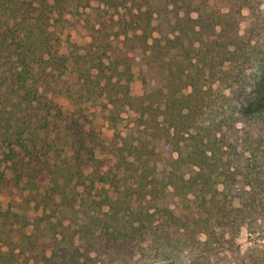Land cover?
<instances>
[{"label": "trees", "instance_id": "obj_1", "mask_svg": "<svg viewBox=\"0 0 264 264\" xmlns=\"http://www.w3.org/2000/svg\"><path fill=\"white\" fill-rule=\"evenodd\" d=\"M77 2L0 0V167L26 192L0 201V264H264L234 241L264 235V0H99L66 53L55 23ZM46 89L132 124L112 144L72 120V154L52 161L26 128ZM45 112L41 129L60 115Z\"/></svg>", "mask_w": 264, "mask_h": 264}, {"label": "rangeland", "instance_id": "obj_2", "mask_svg": "<svg viewBox=\"0 0 264 264\" xmlns=\"http://www.w3.org/2000/svg\"><path fill=\"white\" fill-rule=\"evenodd\" d=\"M12 1H16L15 4L11 3ZM78 7L72 8L69 12H67L62 18L58 19L55 23V29L58 34H60L63 50L66 53H71L72 51H76L77 53H82V47L84 46L86 40L88 39L86 36V30L84 28V19L88 13L96 12V7L99 5V0H76ZM204 1V0H197ZM208 4H213L215 7H219L220 9H225L224 5L226 4V0H207ZM17 2L20 0H10L11 6L16 7H24L19 6ZM264 8V6H261ZM196 14L192 12V16L194 17ZM247 12H242V14L238 15L240 19V31L245 30L248 24L251 21V16L246 17ZM250 15V14H249ZM248 15V16H249ZM0 14L1 23L3 25L7 23H14V19H4ZM160 21H164L163 19H159ZM158 22V21H157ZM117 47H121V43H116ZM118 51V48H116ZM143 68V64L139 59V56H136V62L132 66V78L130 82V93L134 96L140 95L143 91V85L140 77V71ZM42 99L41 106L43 110H38V105L29 104L30 107L26 109L28 123L26 124V128L28 131H36L38 135V141L40 140V135L47 133L49 135L48 139L50 142H54V146L52 147V154L50 160H54L55 158L58 160L69 159L72 154V140L73 137L69 132H65V126L70 123V121L75 120L78 123V127L81 130H90V127L94 128L97 135L100 136L101 139L105 143L115 144V142L119 141V138L125 134L128 127L132 124L133 113H120L117 114L116 111L112 112L110 110V106H104L103 99H97L95 101H91L85 104L83 108V112L79 113L78 108L75 105L69 103V101L62 95L61 92L56 89L53 90H41ZM49 105H54L55 110L60 114L57 117L52 118L51 125L49 128L41 129L43 125V115H45L46 107ZM54 113V111L52 112ZM120 115V116H119ZM47 117H49L47 115ZM65 118V120L63 119ZM43 122V123H42ZM74 123V122H73ZM72 123V124H73ZM81 123V125H79ZM51 128V129H50ZM1 150V148H0ZM1 156V155H0ZM7 165H10L7 162ZM0 170L2 175L0 174V201L4 207L7 206L8 203L18 200L21 198L22 194L24 195L26 192L21 193V190L18 189L13 182H9L8 179L12 178L14 175V170L10 166L6 168L5 166H1ZM68 216H73V214H68ZM204 236H201V240H203ZM235 243L239 245V249L241 251L245 249H262L264 252V235H260L259 233H250L245 227H242L238 235L234 239ZM222 252L219 250L216 257H221ZM110 264H121L120 262H113ZM213 264H219L216 260ZM231 264V263H230Z\"/></svg>", "mask_w": 264, "mask_h": 264}]
</instances>
